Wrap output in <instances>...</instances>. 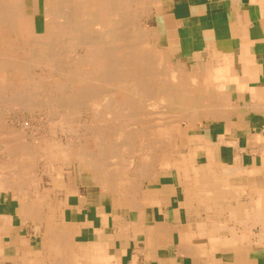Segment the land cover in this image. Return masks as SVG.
Masks as SVG:
<instances>
[{"label": "crops", "instance_id": "1", "mask_svg": "<svg viewBox=\"0 0 264 264\" xmlns=\"http://www.w3.org/2000/svg\"><path fill=\"white\" fill-rule=\"evenodd\" d=\"M150 26L190 103L173 148L119 190L0 144V264H264V0H157Z\"/></svg>", "mask_w": 264, "mask_h": 264}, {"label": "bare ground", "instance_id": "2", "mask_svg": "<svg viewBox=\"0 0 264 264\" xmlns=\"http://www.w3.org/2000/svg\"><path fill=\"white\" fill-rule=\"evenodd\" d=\"M41 1L44 12L43 31L39 32L36 24V16L39 13L40 0H0V73H2V77H0V113H2L1 105L5 104L6 101L12 100V102L15 103L13 106H15V108L19 106L21 110L24 109L32 112L37 107H42V109L47 108V112L49 111L47 116L49 113L52 117L53 115L57 116L55 117L57 121L53 120L52 122L56 121L57 124H55L60 127L58 130L61 129L62 131H60L63 132V127H67L68 133H72L73 129L76 126L78 127L77 123L81 124L82 122L78 120L79 117L78 119L72 117L80 116L84 111H89L90 114L96 116L98 120H96V127L81 126V124L74 131V134L80 136V141H86H83L84 143L79 141L77 143L78 147H74L70 143H67V140H65L67 141L65 144L60 143V141L55 143H46L42 141L36 144L31 143L32 145L28 143L20 145L19 139L22 136L17 138L19 141L11 138L9 142V138H5L8 140L7 143L14 142L13 151L17 154L15 166L26 168L27 174L34 164L35 156L38 157L41 154L46 157L48 162L58 164L57 167L59 169H62L65 165H71V163L77 162L81 166L87 165L88 167V165H90L89 167L92 166L91 168L93 169L95 167L96 171H98L99 168L103 167V161L108 160L109 163L115 161L110 165L113 166L114 173L110 175H103V173L102 175H98L99 173L95 170L94 173L96 172L98 176L97 179L105 181L103 183L108 182L107 184H109L110 182L114 183L116 186L120 183H125L129 175V173L126 174V167H128L129 170L137 171L144 167H150V164H152L151 162H147L145 166L139 165L138 167L134 164V153L136 151V146L139 145H136V140H139L141 142L140 146L148 151L145 157L146 161L159 160L160 153L163 152V149L167 150L170 147L169 144L171 145L172 143L171 135H169L171 143L167 141H165V143L163 140L165 137L162 138V136L168 134L171 125H160L158 122H155L154 125L150 124L149 127H144L147 124H144V122L140 123L141 118L145 116L143 114H147L146 111L143 113V109L145 108L143 103L157 100L158 102L161 100L177 101L178 93L182 89H179L177 85L173 86L175 85L174 83L173 85H169L167 82L162 81L164 80L163 78L157 77V75L159 76L161 74L160 71L162 69L160 65H162V62L159 64L157 59L147 51L146 47L141 45L142 42H139L141 38H143L142 30L139 28L140 17L143 16L140 13L144 10L143 0ZM145 13H147L146 10ZM31 15L34 17L36 35L33 39H23L19 34L18 19ZM175 73L176 72H174V76ZM100 83L111 86L109 90H106L108 93L103 92V89H99ZM16 87L18 88L17 91L13 92L12 90ZM104 93L105 96H102ZM187 94L189 95V93ZM181 99L182 98H180V100ZM167 105L169 104H166V106ZM159 107L158 109H161ZM148 108L149 107H147V109ZM150 108L152 110L153 105L152 107L150 106ZM196 110L198 109L196 108ZM162 112L165 111L162 110ZM186 112H188L187 109ZM165 113L162 115H165ZM169 114L174 118L176 117L172 115L174 112ZM123 115L129 118L127 122L131 120L134 121L131 126L129 125L124 128L125 125L122 124L121 121L125 118ZM181 116L179 115L178 117ZM106 118L108 119V123H118L120 127L103 126L104 123L102 122ZM91 120L92 119H90V121ZM153 121L154 120H152V122ZM92 122L95 121L93 120ZM139 123L142 124L144 128L141 127ZM29 124H24L23 127L27 129ZM74 124L77 125L73 128ZM133 126L134 128L129 129V127ZM14 129L16 130V128H13V132L17 133ZM50 130V132H53L52 130L54 129L50 127ZM105 132L110 135L111 133L119 132V134L123 135L117 137L120 138L119 141L111 143L107 140L108 138L104 136ZM87 133L95 134V136L92 137L94 139L93 146L91 145L93 143H89L90 140L87 141ZM52 134V136H55L54 133ZM42 135L44 134H40V136ZM77 137L76 135V140H78ZM81 138H83V140ZM58 139L60 138L58 137ZM88 139L91 138L88 137ZM2 142L6 144V141ZM1 147L3 149V146ZM170 148H173L172 145ZM0 152L2 151L0 150ZM31 152L35 153L32 154ZM90 154L92 156L90 158L91 160L88 159ZM11 158L13 160L14 157ZM5 159H3V161ZM11 169L12 168H10V172H12ZM46 173L47 171L45 174ZM56 173V179H60L61 177L59 175L63 173H61L60 170H57ZM96 174L94 177H97ZM16 177L15 179H17ZM66 177L68 179L67 175ZM20 178L22 182L26 180L23 177ZM95 181L97 182L98 180ZM11 184L12 188L13 182ZM15 184L18 183L15 182ZM24 185L22 187H24ZM16 187L17 186L14 185V188ZM19 187L21 186L19 185ZM117 188L119 189V186ZM27 190H29V188ZM29 191L31 192V190ZM19 194L17 193V195ZM121 195H123V193ZM19 197L20 196H18V198ZM44 200L46 199L44 198ZM49 200L51 201L52 199ZM57 202L54 203L56 204ZM40 203L43 204L42 202ZM45 204H47V202H45L44 205ZM48 205H51L49 201ZM51 207L52 206H50V208ZM40 208L42 209V207ZM59 214L62 213L60 212Z\"/></svg>", "mask_w": 264, "mask_h": 264}, {"label": "rangeland", "instance_id": "3", "mask_svg": "<svg viewBox=\"0 0 264 264\" xmlns=\"http://www.w3.org/2000/svg\"><path fill=\"white\" fill-rule=\"evenodd\" d=\"M157 0H143V7H144V10L140 13L141 15H143V16H141L140 17V23H139V28L142 30V37L143 38H141V40L139 41L140 43H141V45L142 46H145L146 47V49H147V51L149 52V53H151L156 59H157V61L159 62V64L161 63L162 65H160V67H161V71H160V75L158 76L157 75V77H161V78H163L164 80H162V81H164V82H167L169 85L170 84H172L173 85V83L175 84V85H173V86H178L179 87V89L180 88H182L183 87V85H185V82H183V80H182V77L180 76V75H177L176 73H175V76H174V69L172 68V66L170 65V63L168 62V60H167V58L164 56V54L157 48V46H156V44H155V34H154V31L151 29V26H150V16H151V12H152V10H153V6H154V4H155V2H156ZM144 2H145V4H144ZM39 16L37 17V19H36V24H37V29H38V31L39 32H42L43 31V7H42V1L40 0V4H39ZM145 10L147 11V13H145ZM29 20H30V22L32 23L31 24V28L29 29V28H27V29H25V27H23V19L22 18H19L18 19V23H19V34H20V37H22L23 39H33L34 37H35V24H34V17L31 15L30 16V18H29ZM21 24V25H20ZM143 26V27H142ZM22 32V33H21ZM144 33H145V35H144ZM144 39V40H143ZM145 42H146V44H145ZM163 67V68H162ZM2 75V73H0V77H2L1 76ZM177 76V77H176ZM177 80H180V81H177ZM176 81H177V83H176ZM171 82V83H170ZM181 85H180V84ZM109 87H111L110 85L109 86H107L106 84H104V83H100L99 84V89H103L104 91L103 92H105V93H108V92H106V90H109ZM17 87L16 88H14L12 91L14 92V91H17ZM11 90V89H10ZM105 93L102 95V96H105ZM179 93H180V95H179ZM178 93V98H177V101H175V100H173V102L172 101H164V100H161V101H159L158 102V100L157 101H146V102H144L143 104L145 105V108L143 109V113H145V111H146V113L147 114H143V115H145V116H143L142 118H141V121H140V123L141 122H144V124H147V125H145L144 127H146V126H150V124L151 125H154L155 124V122H158L160 125H168L169 124V126L171 125V127H170V131L168 132V134L166 135V136H162V138H164L163 140H164V142L165 141H167V142H169V143H171L170 142V140H169V135H171V133H172V131L173 132H175V130H176V120L178 119V118H180V117H178L179 115H180V113H182V111H183V107L185 108V107H187L188 108V106H189V102L188 101H185V100H183V95H184V92H182L181 90H180V92ZM9 95H12V94H9ZM186 95V94H185ZM12 98V97H11ZM180 98H182L181 100H180ZM13 101V100H12ZM12 101H6L5 102V104H2L1 105V112L2 113H0V117H2V118H0V142H2V141H6V144H9V145H6L5 143H4V145L8 148V151H13L12 149H13V146H14V142L12 143H9L10 142V140H11V138L12 139H14V140H17V141H19V144L21 145V144H25V143H28L29 145L32 143V144H36L37 142H42V141H44V142H46V143H49V142H53V143H55V142H59L60 141V143H62V144H65V142H67V143H70L71 145H73L74 147H78V145H77V143L80 141V136L78 135V134H74L75 132V130L81 125V126H84V125H86V126H88V127H96L97 126V123H96V120H98V118L96 117V116H94L93 114H90V112L88 111H84V112H82L81 114H80V116L78 115V116H74V117H72V118H74V119H78V117H79V119L78 120H81L82 122H84V123H82L81 122V124H79V123H77L78 124V127L76 126L77 124H74L73 125V132L72 133H68L67 132V127H63V132H61L62 130L61 129H59L58 130V128H60L58 125H56L57 123H56V121H57V118H55V117H57V116H54L53 115V117L51 116V114L49 113L48 114V116H47V113L49 112H47V108H43L42 109V107H37L35 110H33L32 112H30V111H27V110H21L20 108H19V106H16V108H15V106H13V105H15V103L14 102H12ZM98 101V100H97ZM163 104H162V103ZM179 102V103H178ZM182 102V103H181ZM94 103V102H93ZM97 103H99V102H97ZM100 103H102V102H100ZM104 103V102H103ZM151 104V105H150ZM166 104H169V105H167L166 106ZM178 104H180V105H178ZM152 105H153V108H152V110H151V108H150V106L152 107ZM160 106V107H159ZM7 107V108H6ZM9 107H12V108H9ZM147 107H149L150 108V110L148 111V109H147ZM158 107L159 108H161V109H158ZM3 108H5V109H3ZM18 108V109H17ZM155 108V109H154ZM180 108H181V110H180ZM9 109V110H8ZM10 109H11V112H10ZM165 109H167V110H165ZM6 110V111H5ZM19 110V111H18ZM41 110V111H40ZM162 110L163 111H165V112H162ZM4 111V112H3ZM8 111V112H7ZM151 111H152V113H151ZM21 112V113H20ZM23 112V113H22ZM41 112V113H40ZM158 112H159V114H158ZM162 112V113H161ZM174 112V114H172V115H175L176 117V119L173 117V116H171V114H169V113H173ZM35 113V114H34ZM39 113V114H38ZM46 113V114H45ZM149 113H151V114H149ZM161 113V114H160ZM165 113V115H162V114H164ZM178 113V114H177ZM2 114V115H1ZM32 116H31V115ZM89 114V115H88ZM153 114V115H152ZM168 114H169V116H168ZM44 115V116H43ZM84 115H86V116H84ZM167 115V116H166ZM178 115V116H177ZM148 116H150V117H148ZM159 116V117H158ZM41 117V118H40ZM49 117V118H48ZM89 117V118H88ZM123 117H125L124 115H123ZM171 117V118H170ZM173 117V118H172ZM54 118V119H53ZM81 118V119H80ZM82 118H83V120H82ZM122 118V117H121ZM121 118H119V119H121ZM5 119V120H4ZM48 119V120H47ZM51 121H50V120ZM90 119H92L91 121H90ZM125 121H124V120ZM121 121H122V124H124L125 126H124V128H126V126H131L132 125V122H134L133 120H131V121H129V122H127L128 121V119L129 118H123ZM37 120V121H36ZM53 120H56L55 122H52ZM59 120V119H58ZM95 121V122H92V121ZM106 120V121H105ZM152 120H154L153 122H152ZM7 121V122H6ZM88 121V122H87ZM151 121V122H150ZM28 122V123H27ZM36 122V123H35ZM49 122V123H48ZM90 122V123H89ZM8 123V124H7ZM30 123V124H29ZM51 123V124H50ZM53 123V124H52ZM56 123V124H55ZM89 123V124H88ZM93 123V124H92ZM102 123H104L103 124V126H115V127H120L119 126V124L118 123H116V124H113V123H108V119L106 118V119H104L103 120V122ZM139 123V124H140ZM24 124H29V127L27 128V129H25L24 127H23V125ZM46 124V125H45ZM22 125V126H21ZM48 125H50V126H48ZM54 127H53V126ZM5 128H4V127ZM9 126V127H8ZM12 126V127H11ZM56 126V127H55ZM140 126L141 127H143V125L142 124H140ZM2 127V128H1ZM39 127V128H38ZM50 127H51V129L53 128L54 130H52L53 132H50L51 130H50ZM143 127V128H144ZM13 128H16V130L15 131H17V133H14L13 132ZM32 128V129H31ZM36 128V129H35ZM57 128V129H56ZM131 128H134V126L133 127H129V129H131ZM21 131H20V130ZM24 129V130H23ZM5 130H6V132H5ZM61 130V131H60ZM8 131H9V134H8ZM23 131V132H22ZM49 131V132H48ZM7 135H6V134ZM24 133V134H23ZM52 133H54V135L55 136H52L53 134ZM59 133V134H58ZM67 133V134H66ZM20 134H22V135H20ZM40 134H44V135H42V136H40ZM49 134V135H48ZM58 134V135H57ZM15 135H17V136H15ZM20 135V136H19ZM76 135L78 136L77 137V139L78 140H76ZM82 135H83V133H82ZM121 135H123V134H119V132H116V133H111V135L110 134H107L106 132H105V134H104V136H106L108 139V141H110L111 143L112 142H114V143H116L117 141H119L120 140V138H117V137H119V136H121ZM22 136V137H21ZM39 136V137H38ZM44 136V137H43ZM62 136V137H61ZM64 136V137H63ZM72 136V137H71ZM95 136V134L93 133V134H88L87 133V141H89V143L91 144V143H93V138L92 137H94ZM19 137H21L19 140L17 139V138H19ZM48 137H50V138H48ZM58 137L60 138V139H58ZM68 137V138H67ZM88 137H90L91 139H88ZM5 138H9L8 140H9V142L7 143V139H5ZM24 138V139H23ZM45 138H46V140H45ZM48 138V139H47ZM54 138V139H53ZM63 138V139H62ZM66 138V139H65ZM75 140H74V139ZM21 139H23V140H21ZM38 139V140H37ZM73 139V140H72ZM82 140H83V138H81ZM56 140V141H55ZM58 140V141H57ZM65 140H67V141H65ZM73 142H72V141ZM22 141H24V142H22ZM27 141V142H26ZM71 141V142H70ZM77 141V142H76ZM84 141V140H83ZM80 141V142H82V143H84V142H86V141ZM21 142V143H20ZM89 143H87V144H89ZM136 145L137 144H139V145H137L136 146V151H135V153H134V164L138 167L139 165L140 166H142V165H145V163H147V162H151L152 164H150V165H152V167H154V165H155V163H158L159 162V160H147L146 161V156H147V153H148V151L145 149L144 150V148H142L141 146H140V141L139 140H136ZM166 143V142H165ZM0 144H3V142L2 143H0ZM31 144V145H32ZM92 146L94 145V143L93 144H91ZM169 146L171 147V145L169 144ZM168 148V152H170L171 151V149L172 148ZM10 148H11V150H10ZM170 150V151H169ZM145 151V152H144ZM32 153V152H31ZM35 153V152H34ZM34 153H32V154H34ZM39 157H40V159H39ZM92 156H91V154L89 155V157H88V159H90ZM37 160V161H36ZM91 160V159H90ZM89 160V161H90ZM93 160H95V159H93ZM15 161V162H14ZM16 161H17V157L16 158H14L13 159V163L15 164L16 163ZM157 161V162H156ZM112 162H115V161H112ZM112 162H110L109 163V161L108 160H105V161H103V167L102 168H99V170L98 171H96V169H95V167H94V169L93 168H91V167H89L90 165H88V167H87V165H85V166H81L79 163H77V162H75V163H71V165H65L62 169H59L58 167H57V165L58 164H54L53 162H48V160L46 159V157L43 155L42 156V154L41 155H39L38 157H36L35 156V159H34V164H33V166H32V168L30 169V171L32 170V171H34V173L36 174V173H44L45 174V172L47 171V173L46 174H52V173H54L56 176H57V173H56V171L57 170H60L61 171V173H63L62 175H59L60 177H66V175L68 176V178H72V179H74V180H80L81 178H84V179H86V174H88V176H89V178H93V179H95L96 177H94L95 176V174H96V172H98L99 174L98 175H102V173H103V175H110L111 173H114V168H113V166H110L111 165V163ZM155 162V163H154ZM48 163V164H47ZM51 164V165H50ZM90 164H92V163H90ZM44 165H46V166H44ZM52 167V169H51V167ZM70 167H71V169H70ZM21 168V167H20ZM78 168V169H77ZM131 168V167H130ZM27 170L26 168H23V170ZM92 169V170H91ZM56 170V171H55ZM94 170L96 171L95 173H94ZM93 171V172H92ZM116 171V170H115ZM94 173V174H93ZM129 173V175L127 176V177H133L132 175H135V174H140V175H144L145 174V172H143V171H132V170H129V168L128 167H126V174H128ZM45 174V175H46ZM72 174V175H71ZM78 174V175H77ZM146 174H149V172H147ZM69 175H70V177H69ZM47 176V175H46ZM96 176H97V174H96ZM78 177V178H77Z\"/></svg>", "mask_w": 264, "mask_h": 264}]
</instances>
